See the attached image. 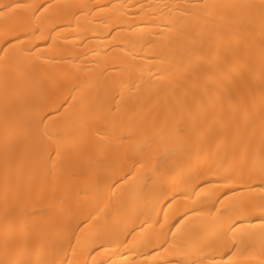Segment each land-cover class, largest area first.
<instances>
[{"label": "bare ground", "instance_id": "6f19581e", "mask_svg": "<svg viewBox=\"0 0 264 264\" xmlns=\"http://www.w3.org/2000/svg\"><path fill=\"white\" fill-rule=\"evenodd\" d=\"M0 264H264V0H0Z\"/></svg>", "mask_w": 264, "mask_h": 264}]
</instances>
